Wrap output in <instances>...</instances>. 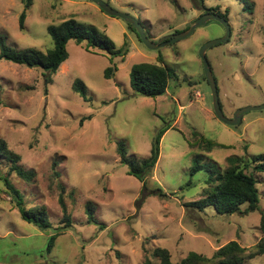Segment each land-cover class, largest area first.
I'll use <instances>...</instances> for the list:
<instances>
[{"label": "rangeland", "instance_id": "rangeland-1", "mask_svg": "<svg viewBox=\"0 0 264 264\" xmlns=\"http://www.w3.org/2000/svg\"><path fill=\"white\" fill-rule=\"evenodd\" d=\"M103 1L137 18L154 42L184 31L205 9L225 17L229 40L207 51L221 108L231 118L241 108L264 105V0ZM23 7V0H0V34L17 49L46 50L53 44L48 26L74 18L106 32L118 48L127 43L129 53L122 61L70 41L69 57L51 84L42 69L0 61V137L36 177L29 183L10 174L7 160L0 175L9 173L27 207L46 205L55 227L65 225L59 201L63 183L72 219L52 252L45 253L49 234L22 219L0 179V264H160L152 254L157 246L167 248L176 263L192 252L212 262L216 250L232 240L254 246L262 237L264 172H255L253 165L248 171L257 179L259 210L246 212L243 204L240 212L221 214L213 206H186L202 197L210 172L224 171L229 157L264 156V109L246 112L237 126L219 120L213 109L200 50L222 38L225 27L210 20L191 36L151 50L123 19L90 0H33L20 29ZM160 61L179 79L171 80L162 96L137 94L130 84L132 67ZM115 63V76L107 79L105 69ZM77 78L87 85V101L72 88ZM165 126L160 159L144 188L120 162L117 143L123 141L131 157L146 158ZM201 136L226 147L202 149ZM196 158L203 168L191 176ZM89 201L97 223L88 222ZM244 264H264V255Z\"/></svg>", "mask_w": 264, "mask_h": 264}, {"label": "trees", "instance_id": "trees-1", "mask_svg": "<svg viewBox=\"0 0 264 264\" xmlns=\"http://www.w3.org/2000/svg\"><path fill=\"white\" fill-rule=\"evenodd\" d=\"M199 1L204 4V0ZM23 4L24 7L19 16L20 29L25 28V20L28 10L33 4V0H23ZM205 10L206 13L212 12L209 9ZM127 25L128 29L143 44L136 29L128 23ZM189 26L190 24L184 30L188 29ZM47 31L52 37L53 44L46 50L36 47L17 49L8 43L6 35L0 34V61L6 60L28 68L42 69L44 71L45 82L51 84L54 81L53 76L60 70L62 64L69 57L67 46L70 41H75L78 45H84L87 50L103 51L109 54L111 58L120 57L122 61L125 60L129 53L127 43L118 48L106 32L99 30L95 26H87L74 18L65 19L59 24H51L48 26ZM117 69L116 63L107 67L105 69V77L107 79L114 78ZM177 79L179 78L176 70L164 65L161 61L138 63L132 67L130 72L132 89L137 94L150 98L166 94L170 81ZM72 88L85 101L89 99L87 85L82 79H75ZM168 129L169 126H165L158 130L152 141L150 155L143 159L131 157L123 141L117 143L116 151L120 156V162L128 166L127 173L137 177L143 183L144 188L147 185V178L152 175L160 159L161 141ZM193 135L198 136L196 132ZM199 139L202 142V149H206L207 151H211L214 147H226L222 143L204 138L203 136ZM3 160L9 162L8 172L10 174L14 173L29 183L34 181L36 177L35 170L26 169L22 165L21 155L12 150L7 141L0 137V164ZM259 160L262 161L257 163ZM228 161L229 165L224 171L219 170L218 173L214 171L210 172L206 180L208 186L205 188L202 197L186 203V206L198 208L199 210L213 206L221 214L240 212L243 204H247L246 212L259 210L261 194L257 186V179L248 170L253 165L255 172H264V156H256L252 160H247L243 156H232L228 158ZM202 168L200 159L196 158L191 167V176H194ZM53 170L54 175L59 176V172L55 168ZM8 175H0V179L4 181L6 188L9 190L7 191L11 196L14 206L19 210L23 220L49 234L48 244L44 251L50 254L57 238L72 225V219L64 198L66 187L63 183L59 184V201L64 212L65 225L55 227L50 219L46 205L38 204L32 208L27 207L20 190L14 186ZM190 183L191 181L188 182V184ZM156 191L160 195H165L162 188H157ZM86 213L89 223H97L95 205L92 201L87 202ZM261 214L262 237L254 246L244 247L238 241L232 240L216 250L212 262H207L202 254L192 252L181 262L176 263L173 261L171 252L167 248L158 246L154 248L152 254L155 258H159L160 264H244L248 260L264 255V213Z\"/></svg>", "mask_w": 264, "mask_h": 264}, {"label": "water", "instance_id": "water-1", "mask_svg": "<svg viewBox=\"0 0 264 264\" xmlns=\"http://www.w3.org/2000/svg\"><path fill=\"white\" fill-rule=\"evenodd\" d=\"M90 1H92L96 5H98L104 12H106L112 16L121 18L126 23L132 25L136 29L137 33L139 34L143 44L151 50H157V49H159L163 46H166L170 43H175L181 39H184V38L191 36L199 27L205 25L210 20L218 21L219 23H221L225 27V32H226L225 35L222 38H218V39H214V40H210V41L206 42L200 50V58H201L202 63H203L205 77L208 80V82L210 84L211 91H212L213 109H214L216 117L219 120H221L222 122H224L225 124H228L230 126H237L242 122L243 116L246 112L252 111V110L264 109V105L249 106V107L241 108L234 114L233 117L229 118L224 114V112L221 108L218 86H217L215 76L213 74V70L211 68V64H210L208 57H207V51L212 46L227 42L229 40V38L231 36V26L225 17H222V16H220L216 13H213V12L205 13V14L201 15L199 18L195 19L191 23V25L189 26L188 29H186L182 32H179L173 36L164 37V38L160 39L159 41L154 42V41L149 39V37L147 36V34L145 32L143 25L141 24V22L137 18H135L129 14H126V13H123V12H120V11L113 9L109 4H107L103 0H90Z\"/></svg>", "mask_w": 264, "mask_h": 264}]
</instances>
